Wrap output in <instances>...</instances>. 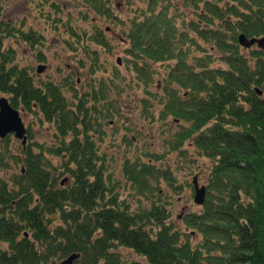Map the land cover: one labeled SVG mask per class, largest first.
<instances>
[{"label":"trees","instance_id":"1","mask_svg":"<svg viewBox=\"0 0 264 264\" xmlns=\"http://www.w3.org/2000/svg\"><path fill=\"white\" fill-rule=\"evenodd\" d=\"M88 1L108 16L104 0ZM159 1L130 21L127 68L147 93L154 65L164 68L161 116L187 124L172 135V148L189 138L211 161L200 210L185 214L182 228L175 225L155 189L159 179L175 189L174 174L150 160L122 163L136 194L148 195L146 206L119 198L96 142L109 115L97 106L102 92H74L69 101L62 92L69 82L36 81L5 42L17 35L31 44L36 37L0 20V93L15 108H36L56 130L54 145L38 152L26 145L13 161L19 172L0 178V243L6 244L0 264H53L73 252L80 255L74 264H264V48L237 41L240 33L264 36V0H181L195 13L182 18L181 31ZM89 39L108 45L99 29ZM45 151L63 159L69 184L57 183ZM192 230L200 235L195 243ZM117 246L140 259L124 257Z\"/></svg>","mask_w":264,"mask_h":264},{"label":"rangeland","instance_id":"2","mask_svg":"<svg viewBox=\"0 0 264 264\" xmlns=\"http://www.w3.org/2000/svg\"><path fill=\"white\" fill-rule=\"evenodd\" d=\"M104 1L106 7L110 8L108 16H99L88 6V0H0V20L14 26L17 34L22 30L36 37L33 44L24 42L17 35L7 38L5 42H10L16 49L18 65H25L36 81L69 82L73 85L74 91L67 89L70 85L62 87L69 101L73 100L74 92H90L91 88L102 92L97 106L104 112L108 108L109 115L102 121L103 135L96 142L100 154H104L107 170L119 184V198H124L135 207L137 204L146 206L148 196L136 194L125 180L122 163L126 159L133 162L150 160L157 166L169 167L177 187L172 189L164 179H159L155 189L166 202L174 224L182 228L185 214L200 210V205L193 201L192 177L195 175L198 184L206 186L211 161L194 148L189 138L184 139L178 148H172V135L179 133L187 124L174 120L171 115L161 116L160 100L165 99L162 83L164 68L159 64L154 65L148 93L127 68L131 59L125 52L127 43L124 34L131 19L134 16L141 18L154 0ZM160 1L163 2V9L167 7V19L172 22L175 17L173 20L180 31L184 27V20L195 18V13L185 7L181 0ZM98 29L107 39V46L89 39ZM201 45L211 51L209 45ZM39 63L45 69L36 73L35 67ZM213 64H217V59ZM19 109L26 127V145H32L36 152L39 146L54 145V125L45 121L36 108L34 112ZM21 149L20 139L12 133L0 138L1 179L9 181L19 172L20 163L15 164L13 161L16 156H21ZM45 155L52 165L50 170L57 183L65 178L63 185L69 184L71 178L65 171L63 159L46 151ZM189 238L195 243L200 235L192 230ZM0 248H6V244L0 243ZM116 249L124 257L140 259V256L123 246H117ZM59 261L57 259L53 264Z\"/></svg>","mask_w":264,"mask_h":264},{"label":"water","instance_id":"3","mask_svg":"<svg viewBox=\"0 0 264 264\" xmlns=\"http://www.w3.org/2000/svg\"><path fill=\"white\" fill-rule=\"evenodd\" d=\"M238 43L248 48L253 44H256L259 48H264V36L262 37H246L240 33L237 36ZM43 70V65H38L36 68L37 72ZM264 86V83H263ZM257 94H261L262 90L258 87H254ZM13 133L14 137L21 139L22 144H25L26 135L25 128L22 120L19 116V111L12 107L5 96L0 97V138H3L6 134ZM63 181V180H62ZM62 181L60 182L62 184ZM192 184L194 189L193 201L194 203L201 205L205 198V186L198 185L197 178L194 175L192 178ZM79 257L78 253H70L64 259L57 264H73V261Z\"/></svg>","mask_w":264,"mask_h":264}]
</instances>
